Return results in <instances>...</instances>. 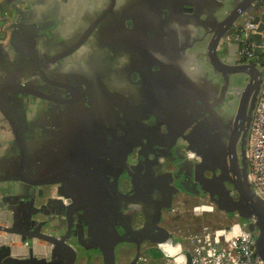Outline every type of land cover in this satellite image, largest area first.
Masks as SVG:
<instances>
[{
  "label": "water",
  "instance_id": "95a60500",
  "mask_svg": "<svg viewBox=\"0 0 264 264\" xmlns=\"http://www.w3.org/2000/svg\"><path fill=\"white\" fill-rule=\"evenodd\" d=\"M27 1L25 0V2ZM258 1L179 0L177 2L179 10H177L176 5L171 9L162 0H147L148 3L152 2L151 4L157 7L154 11L156 24L154 23L150 27L152 33L157 27L168 28L170 23L173 24L177 20L176 15L178 14L187 26L191 27L192 24L196 26L190 30L196 29L200 32L199 34L202 32L207 35V38L203 37L207 41V49L203 57L226 80V85L229 88V93L226 91V95L232 96L226 102L227 106L231 105V114H228L232 117L228 118L229 123L225 125L224 145L218 148L215 151L216 154L209 158V163L205 164V167L212 168V170L219 168L220 175L200 181L202 188L200 196H209V200L229 217L238 213L240 220L241 217L246 218V226L255 234V249L264 258V199L256 193L249 180L247 158L248 131L262 85L264 57L259 58V56L261 54V33L264 30V10L260 15L256 32L249 31L247 33V37L255 43V58L239 62L237 58L232 57L226 61L220 55L222 44L232 45L234 42L238 48V42L229 40L228 37L234 33V28L246 13L261 8ZM22 4L23 0H16L12 6H9L8 3L0 0V14L10 11L12 15L6 28L7 37L0 41V50L5 54L0 61V66H3L0 74V117L6 122L12 136L8 150L5 152L0 149L2 153L0 155V231L5 233L4 236L0 234V264H76L79 254L87 259L86 264H90L91 256H88L90 249L104 255V261L100 264H118L115 263V248L119 244L126 243H132V248H135V254L129 264H135L145 242L160 245L161 253H163L164 247L179 243L181 238L174 236L163 223V211L165 208H167L166 210L172 209L174 194H166L169 190L164 187L167 180L166 174L163 172L165 170L161 167L166 162L164 153L166 149L162 148V145H157L154 149L147 145L145 150L140 151L141 154L146 152V158L138 162L140 166L143 165V168L127 161L131 151H128L127 155L125 154L124 141L122 140L117 147L114 146L113 150H108L111 152H106L104 147L98 150L95 148L97 151L90 158L84 159L85 156L74 158L75 167L62 177H47L38 174L41 173V170H37L35 164L40 166L42 162L35 161L34 164V159H32L28 148L30 140L26 122L28 94L41 97H45V95L28 85L26 71L28 70L29 53L25 48H28V41L34 37H32L33 31L30 29L28 31V23L18 19L19 14H23ZM144 8L148 10V4H145ZM137 19L139 20V18ZM167 32V30L163 31L162 34L170 36V33ZM147 37L154 46L155 34L154 36L147 35ZM84 39L65 50L63 48L66 45L61 47L62 51L60 50L61 52L57 56L43 62L41 65L42 76H44L46 66L70 54ZM15 52L18 53V57L21 56L18 59L22 63L20 65L16 64L17 61H13ZM188 69L195 71L196 66L190 64ZM64 86L72 91H79L75 86L66 84ZM79 97L80 94H78V99ZM46 98L60 102L76 101V99L66 100L48 95ZM120 118L115 119V123H117L115 127L118 131L113 130L114 142L122 138L127 131ZM130 129L134 130L133 127ZM179 149L180 147L177 146L176 153ZM148 151L154 156L152 159L147 157ZM123 153L125 155H122ZM179 158L181 161L177 164L181 167L180 173L175 176L176 183H178L177 189L189 191V187L194 186V183L184 180L188 177L185 176L187 164L183 161L184 156L181 155ZM92 172L97 177V183L102 182L100 177L101 175L105 177L106 173L123 174L133 184L134 191V194L118 196L120 194L117 192L118 195L111 196L116 197V200L119 201L114 200L113 204L106 203L108 207L112 208L111 211L107 210L106 215H101L106 211H89L88 214L93 217V222L96 223L94 226L87 218H84L83 211L78 212L76 204L73 203V197L68 193L61 192L60 195L63 199L50 198L44 204L37 205L36 195L28 198L12 190L4 192V186L10 182L35 187L53 183L66 184L67 182V184H71L80 177L87 180L93 179ZM198 193L196 191V194ZM37 195L41 197L42 193L39 192ZM105 197L106 193L103 190L102 198ZM102 198L99 194V200ZM64 199H67L68 203L72 201V204L64 205ZM128 201L130 203L127 204ZM6 202H8L7 206ZM121 206L126 209L125 218L123 215L117 214V210ZM206 208L210 209L209 206ZM54 212L65 214L69 220H74L72 221L75 224L74 228L69 226L63 234H55L52 231L44 232L42 228L48 226L50 221L47 220L52 218ZM140 214L143 218L137 219ZM38 216H45L47 219L46 221L37 220ZM76 218L79 221H76ZM119 226L124 230L123 233L119 231ZM79 229L81 232L78 231ZM84 229L88 230L90 238L82 234ZM103 234L105 235L103 236ZM33 239L44 240L51 245L49 256L38 257L34 255L33 249L29 250L25 257L17 253L19 247L15 246L16 242L26 243V240L32 242Z\"/></svg>",
  "mask_w": 264,
  "mask_h": 264
},
{
  "label": "crops",
  "instance_id": "0c3cea01",
  "mask_svg": "<svg viewBox=\"0 0 264 264\" xmlns=\"http://www.w3.org/2000/svg\"><path fill=\"white\" fill-rule=\"evenodd\" d=\"M3 1L8 3L9 6H12L13 3L16 2V0ZM112 1L113 0H28L23 3V14H19L20 17L18 19H20L21 22L28 23V31L29 29L32 30V37H34L28 41V48H25L29 53L28 70L26 73L30 71V68L35 69V67L40 66L43 60L54 55V53L56 54L59 50H62L65 45H68L70 40H65L64 36L67 33H73L78 24L87 23L88 19L93 15L95 17L97 11H99V13H106ZM143 1L147 0H114L116 7L121 11L123 8L127 7L126 4H140ZM98 2H101L99 6ZM262 2L263 0L258 1L260 4ZM257 10L258 9H253L251 12ZM43 26L44 28H42ZM195 27L196 26L193 24L191 27L187 26L181 17L171 25L170 34L172 35H163L162 38L155 42L160 48H164L165 50L163 51L168 53V55L159 50L150 48L153 42L149 40L147 41L150 43H145V46L141 45V43H137V41H133L132 47H135V50L139 52L144 50L140 53L151 56L150 58H146L145 62L140 66L150 67L154 72L147 76L146 80L138 82L140 88L144 87L146 95L143 97L144 100L141 101L140 105L134 109L135 112L131 115L124 110L119 115L123 122V126H126L127 130L124 136L115 140V142L114 140L113 142L110 141L111 139L106 142L108 147L111 145L113 146V148H111V150H113L114 146L117 147L118 143L123 140L125 154L127 155V152L131 151L127 161L135 164L139 168H143V165L140 166L138 162L146 158V152L141 154L140 151L145 150V146L147 145H150L152 149L157 145H162V148L166 149L164 151L166 162L162 165L161 169H164L165 171H162L166 174L167 181L164 183V187L166 190H169L165 192L166 194H174V201H172V204L176 202L175 200L178 194L185 193L187 201H192L193 204L196 203L194 209L203 201L199 198L202 191L200 181L220 175L219 168L212 170V168L205 167V164L209 163V158H211L213 154H216L215 151L218 148L224 145L225 125L229 123V119L232 117L229 115L231 114V105L227 106L226 102V100L232 98L231 95H226V91L229 93L226 80L219 75L203 57L207 49V42L201 37L203 35L202 32L199 34L200 32L196 29L190 30ZM233 32L244 34L239 23L236 25ZM97 39L107 44L108 40L112 39V37H105L104 40H102L103 38L101 37ZM146 39L147 35L145 34L144 40ZM237 50V44L234 42L232 45L222 44L220 55L223 60L227 61L232 59V57L236 58ZM159 53L162 55L158 58L157 55ZM3 56H5V54L0 50V61L3 59ZM20 58L21 56L18 57V53L15 52L13 61H17L16 64L20 65L22 64L18 61ZM190 64L196 66L195 71H190L188 69ZM152 67H155V69L153 70ZM2 70L3 66H0V74ZM149 100L153 102L151 106H149ZM26 122L28 123V118ZM111 123L112 128H110L112 130H117V127H115L117 123L113 121ZM108 127L109 125L104 124L102 129L108 133V131L111 130ZM131 127H133L134 130L130 129ZM111 135H113V133ZM111 135H107L108 139L111 138ZM11 139L12 136L9 128L6 122L0 117V149L6 152L11 145ZM177 146L180 147L178 153H176ZM147 153H149L147 155L148 158L152 159L154 157L150 151ZM1 154L0 152V155ZM125 154L123 153L122 155ZM181 155L184 156L183 161L187 164L185 167L187 169L185 176L188 177L184 178V180L194 183V186L192 185L189 187V191L177 189L178 183H176L175 176L177 173H180L181 167L177 162L181 161L179 158ZM179 175L180 174H178V176ZM100 178L104 181L97 183V177L93 173V179L91 180L80 177L71 184H60L61 192L64 194L68 193V195L73 197V203L76 204L78 212L83 211L85 214L84 218H87L93 226L96 225V223L93 222V217L88 214L89 211H106L103 214L101 213V215H106L108 211L112 210L106 203L113 204L115 202L114 200H116V197L111 196L118 195L117 192L120 194L118 196L134 194L133 184L123 174L117 173L111 175L106 173L105 177L101 175ZM195 178L197 179L196 181ZM228 187L230 186L228 185ZM36 189L37 187L35 186L18 182H10L4 186V192L12 190L28 198L36 195ZM103 190L106 193L104 199L102 198ZM39 191L44 192V188L42 187ZM196 191L199 193L196 194ZM99 194H101L103 200H99ZM231 194L234 195L233 192H231ZM129 201L127 204L130 203ZM7 203L8 202L5 204L6 206ZM121 204L123 205L122 202ZM140 205L142 207L141 203ZM166 209L167 208L163 211V217H165L166 212L171 210ZM213 209L218 208H208L206 210ZM117 212V214L123 215L124 218L127 214L123 206L119 207ZM140 217L143 218L140 214L137 219ZM43 218H45L43 221H46L47 218L45 216ZM47 221H50V223L47 224L49 231L55 234H63L69 226L74 228L75 225L72 222L74 220H69L68 216L65 214L56 212H54L52 218ZM76 221H79L78 218H76ZM118 228L121 233L124 232L121 226ZM78 231L81 232V229ZM87 231V229L82 230V234L90 238L91 236ZM105 234H103V236ZM131 244L132 243L119 244L115 248V263H118L120 260H130L129 250L133 247ZM15 246L19 247L17 253L23 257L27 256L31 249H33L34 255L38 257L49 256L51 250V245L40 239H33L32 242L26 240V243L16 242ZM88 256H91L90 264H100L104 261V255L93 249L88 251ZM86 260L85 257H81L79 260L80 262L76 264H86Z\"/></svg>",
  "mask_w": 264,
  "mask_h": 264
},
{
  "label": "flooded vegetation",
  "instance_id": "af4514ba",
  "mask_svg": "<svg viewBox=\"0 0 264 264\" xmlns=\"http://www.w3.org/2000/svg\"><path fill=\"white\" fill-rule=\"evenodd\" d=\"M178 1L162 0L171 9L176 5L179 10ZM151 3L143 1L140 4H126L127 7L121 11L113 0L106 13L101 12V14L97 11L95 17L93 15L87 23L78 24L73 33L64 36L65 40H70L64 50L85 39L70 54L46 66L44 76L41 73L43 62L57 56L62 50L43 60L40 66L35 69L30 68L28 71V85L45 95L41 97L28 94L30 139H28V148L34 164L35 161L42 162L40 166L35 164L37 170H41V173H38L40 176L62 177L75 167L74 158L79 156L80 158L85 156L84 159L90 158L103 147L106 152H111L108 150L113 146L106 145L108 140L111 139L112 142L114 140L111 135L113 133L111 122L115 123V119L120 118L119 115L124 110L131 115L135 112L134 109L140 105L146 95L144 87L140 88L138 82L146 80V77L154 72L150 67L140 66L151 56L140 53L144 50L140 52L135 50L132 43L137 41L145 46V43H150L147 41L148 37L144 40L145 34L149 36L155 34L153 39L156 42L163 37V31L167 30V33L171 31V23L168 28L157 27L154 28L153 33L150 31V27L156 24L154 11L157 8ZM100 4L101 2H98V6ZM145 4H148V10L144 8ZM176 18L177 20L180 18L178 14ZM99 37L103 39L112 37V39L104 44V41H98ZM201 37L207 38V35L203 34ZM150 48L168 55L157 43ZM160 55L162 54L159 53L157 57L159 58ZM65 84L75 86L80 93L66 88ZM78 94H80L79 99ZM47 95L66 100L76 99V101L60 102L46 98ZM148 102L149 106L153 104L152 100ZM104 124L109 125L108 128L111 129L108 133L102 129ZM107 135H111V138L108 139ZM60 186L58 183L37 186V205L44 204L50 198L55 199V195H60ZM42 187L44 192L38 197L37 194ZM199 198L203 201L209 200V196ZM178 200L182 203L187 202L186 194H178L175 201ZM70 204L72 201L65 202L64 205ZM44 219L42 216L37 217V220ZM42 230L49 232V227H43ZM129 252L130 260L125 259L128 264L134 256L133 248ZM81 257L83 256L79 254L76 263L80 262Z\"/></svg>",
  "mask_w": 264,
  "mask_h": 264
},
{
  "label": "built area",
  "instance_id": "2783aa9c",
  "mask_svg": "<svg viewBox=\"0 0 264 264\" xmlns=\"http://www.w3.org/2000/svg\"><path fill=\"white\" fill-rule=\"evenodd\" d=\"M263 10L264 0L259 10L246 13L239 22L244 34L234 32L228 37L229 40L238 42L236 58L239 62L255 58V43L247 37V33L256 32ZM11 19L10 11L0 14V40L6 39V28ZM261 34L259 58L264 57V30ZM252 115L247 137L249 180L256 193L264 199V65L262 66V85ZM55 196V198H62L61 195ZM64 202H67V199H64ZM208 203L210 205H207ZM208 206L210 209L216 208L210 200H206L197 205L195 210L204 211L208 209L206 208ZM172 210L174 211V208ZM254 238L255 234L241 222L238 213H235L227 223L206 227L197 235L185 238L175 245L164 247L162 256L158 260L150 259L144 254L143 249L147 243L145 242L135 264H264V258L255 249ZM132 254H135V248ZM118 264L128 263L120 260Z\"/></svg>",
  "mask_w": 264,
  "mask_h": 264
},
{
  "label": "rangeland",
  "instance_id": "374dc122",
  "mask_svg": "<svg viewBox=\"0 0 264 264\" xmlns=\"http://www.w3.org/2000/svg\"><path fill=\"white\" fill-rule=\"evenodd\" d=\"M131 23H133V20ZM195 204H193L192 201H183L182 203L181 200H178L174 206H172L174 211L171 209V212L165 213L164 226L168 228L174 236L180 237L181 240L201 233L206 227H215L230 221L231 217L223 211L213 209L198 212L194 209ZM207 205L210 204L208 203ZM246 220V218L241 217V222L244 225H247ZM0 234L4 236L5 233L0 231ZM145 246L143 252L150 259L158 260L161 258L162 247L160 245L146 243Z\"/></svg>",
  "mask_w": 264,
  "mask_h": 264
}]
</instances>
